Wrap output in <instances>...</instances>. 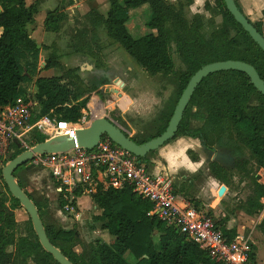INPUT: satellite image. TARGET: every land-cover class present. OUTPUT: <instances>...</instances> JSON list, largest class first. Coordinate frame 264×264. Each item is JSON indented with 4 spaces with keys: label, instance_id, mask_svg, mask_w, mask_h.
<instances>
[{
    "label": "trees",
    "instance_id": "1",
    "mask_svg": "<svg viewBox=\"0 0 264 264\" xmlns=\"http://www.w3.org/2000/svg\"><path fill=\"white\" fill-rule=\"evenodd\" d=\"M108 1L110 9L106 17L91 11L88 14L89 23L94 28L102 27L107 38L122 48L150 76L173 71L170 50L174 47L176 54L187 67L186 73L180 77L179 95L198 70L218 62L246 63L255 69L264 83V53L227 12L223 0H215L213 7H206L213 15L220 17L218 28L207 37L202 33L201 16L195 15L188 19L184 14L183 4L173 6L167 0ZM234 2L236 5V0ZM144 6L151 13L146 25L151 32L134 39L125 27L128 21L127 10ZM38 7V1L26 7L24 0H0V109L12 106L19 98L27 99L23 85L32 82L35 88L33 97L38 107L34 111V120L47 116L56 121L76 124L86 110L90 92L77 74V69H64L59 77L35 76L34 79L33 73L29 71L28 60H36L40 50L28 32V27L34 22V15L38 13ZM239 12L241 13L240 10ZM63 19L65 20V16L59 13L58 8L48 12L44 28L58 30L56 25ZM249 23L264 39V21ZM79 46L75 47V51L81 53L84 47ZM19 57L26 58V73L20 65ZM43 69L62 71L55 51L48 56ZM253 94L264 101V96L255 90L243 73L221 71L207 76L195 88L172 140L179 137L196 139L207 151L213 140L229 139L236 142L238 149L248 152L256 168L264 170V103L251 105ZM192 108L205 114L200 129H188L186 114ZM167 124L158 131L156 137L165 131ZM34 138L35 144L45 141L42 136L36 135ZM134 142L137 145L144 144L135 140ZM21 153L23 152L16 149L4 159L0 170L1 180L2 168ZM152 153L138 158V161L148 167L151 165L149 155ZM187 154L192 161L198 160L194 152L188 151ZM208 169L217 182L229 188L231 173L220 164L219 159L210 162ZM15 173L13 176L16 179ZM17 183L35 204L50 243L72 264H127L124 259L126 253L133 256L135 264H217L195 243L174 228L167 227L155 215H151L153 205L137 196L130 187L104 188L100 183L91 190L84 186L71 193L64 190L59 193V208L63 210L70 207L75 211L76 199L88 194L101 210V215L95 221L101 224V231L112 238L109 244H90L85 256L77 255L74 252L79 243L77 230L74 227L65 230L45 224L41 214L42 207L25 192L19 180ZM4 187L8 198L0 195V264H27L28 261L33 264H57L41 248L29 219L27 223L30 231L25 235H18L12 211L21 207L10 196L5 184ZM254 188L253 197L241 209L247 215L262 209L260 201L264 199V186L255 182ZM216 225L220 226L219 223ZM219 229L228 240H233L236 236L235 230L226 231L222 226ZM258 229L264 245V218ZM9 247L13 249L11 252L7 251ZM253 261L254 254L250 256V264Z\"/></svg>",
    "mask_w": 264,
    "mask_h": 264
},
{
    "label": "rangeland",
    "instance_id": "2",
    "mask_svg": "<svg viewBox=\"0 0 264 264\" xmlns=\"http://www.w3.org/2000/svg\"><path fill=\"white\" fill-rule=\"evenodd\" d=\"M36 1L41 3L43 0H27V3L32 4ZM50 1L53 2L54 0ZM85 1L87 0H76L78 4H83ZM68 2L69 0H55V5L60 3L58 5L59 13L62 10V6L68 4ZM49 6V8L52 7L51 3ZM144 8H147V6H144ZM42 11L43 12L40 13V15L44 13L45 9ZM147 11L148 12L146 16L142 18V22L145 23L149 21L151 14L149 10ZM143 13L141 10L131 13L130 30L132 33H136V28H134L133 25L136 27L137 22L140 21L141 15ZM39 19L40 18H38L36 21L39 22ZM73 20L74 21L70 24V29L71 27H74L73 29L76 30V34H73L71 31L72 33L69 34V36L73 35L76 38L74 42L75 45L71 46L73 45L71 41L69 44L68 42L62 44V48H60L53 42L54 40H52L53 43L48 40L47 43L51 46L47 48L42 47L41 51L39 50L36 60H28L29 71L33 73V79L35 76H37L35 75L36 70L42 68L45 65L46 59L53 51L60 53L61 56L64 57L72 54H83L84 56H88V59L91 58L92 62L90 61V64H86V67L83 66L84 71L81 76L83 79V84L90 91L87 96V104L92 99L98 101L99 110L97 112L100 111L98 113V117H101L100 119L105 117V119L116 124L121 130H123L127 137H130L132 142L135 140L137 142L146 143L156 138L158 131L162 129L167 123H169L172 117L174 109L181 96L179 95L180 77L187 71V67L184 65L181 58L176 54L175 48L172 47L170 50L174 64L173 71L170 73L150 76L145 73L118 45L116 50H114L112 47H106V40L102 41L100 38L97 43H95V41H93L91 38L93 34L88 28L89 24L85 16L77 15L73 18ZM67 24L68 23L63 19L56 26L63 28L65 25L67 28H69V25ZM64 33H67V30H65ZM209 33V29H205L203 34L204 37H207ZM133 37L139 38V36ZM66 41L69 40L67 39ZM79 44H82L80 46L84 47V51L81 53L75 51V47H78ZM65 45L69 46L65 47ZM105 51L111 53L112 56V60L109 64L107 63V65L104 60ZM118 51L121 53V55H124L125 60L116 54ZM19 59L20 65L24 73H26V71H28L25 65L26 58L23 59L22 57H19ZM60 65L62 71L56 72L57 75H61L64 72V69H68L64 66V63H60ZM93 66H95L97 69L104 70V72L106 71L110 73V79L103 80V73L95 72L93 70ZM23 89L25 91L24 94L26 98L33 101L35 104V109L38 108L33 97L35 91L33 83L26 82L23 85ZM250 103L251 105H259L264 103V101L258 98L256 94H253ZM101 110H103L102 113ZM204 115L205 114L203 111H198L194 108L189 109V112L186 114L188 120V129H200L203 125ZM177 139L181 140L182 138L179 137ZM191 140H193L195 143L194 145L196 151L201 153L200 157L203 163L207 164L208 162H212L216 159L217 155H220L223 157V160H225H222L221 163L223 162V164L227 167L226 169H228V171L231 173L232 179L231 185L228 189L229 192L226 194V197L223 198L222 202L218 200L221 203L220 211L222 212L219 215H226V213L230 214L236 210H240L244 214L233 213L231 216H235L234 218H237L240 216V214L241 217H244V215L249 216L254 219L255 225L257 226L256 228H258L259 224L264 218V199H261L260 203L262 205V209L257 213L247 215L245 214L244 210L241 209L244 208L245 202L253 197L255 182L264 186V170L256 168L252 160L249 158L248 152L243 149H238L236 142H232L229 139L213 140V143L209 145V149L207 151L199 140ZM171 141L174 143V140ZM158 150L149 155L151 165H148V169L151 173L154 171V165L152 162L161 161L159 159ZM188 151L193 152L191 148H189ZM4 162V159L0 160V170ZM161 164L166 166L164 163ZM205 166L206 165L203 167ZM165 173L166 172H160V174ZM15 175V180L20 181L25 192L31 196L34 202L42 207L41 214L45 224L56 228H63L65 230H69L74 227L79 232V242H81V239L84 241V243L81 244L82 255L85 256V252L88 251L89 245L93 244L94 242H103L109 244L112 241V238L109 237L105 232H99L97 234L93 233V231L98 228L96 221H94V215L92 214L94 213L93 210L83 211L84 213L81 214V217L79 218L80 221H78L79 219L75 218L78 210L75 211L70 209V207L68 210L65 208L61 210L59 208L58 198L60 194L56 191L57 184L52 181L45 171L42 169L33 168L30 166V164H27L26 167L24 166L20 168L15 173ZM180 176L181 173L175 177L179 178ZM172 177L174 176H171V179ZM171 181L172 189H174V184H176L177 179H172ZM0 195L8 198L4 187V182L1 179ZM6 207H9V203L6 204ZM17 210L21 211L22 214L21 219L19 217L16 218L14 215L15 222L18 220L17 232L18 235H25L27 231H30V227L27 223L28 216L22 208ZM80 213L81 212L79 211L78 214ZM93 223L96 224L97 228L95 226L92 228ZM250 227H252L251 223L249 226H245L243 232L245 237L250 233ZM257 230L261 237L259 234H255L254 238H251L253 243L256 245L253 246V250L255 253L257 252V264H264V247L262 246L263 243L260 242L261 238V241L263 242V237L259 229ZM154 240L157 244L156 235L154 236ZM124 259L127 264H135V260L130 253H126Z\"/></svg>",
    "mask_w": 264,
    "mask_h": 264
},
{
    "label": "built area",
    "instance_id": "3",
    "mask_svg": "<svg viewBox=\"0 0 264 264\" xmlns=\"http://www.w3.org/2000/svg\"><path fill=\"white\" fill-rule=\"evenodd\" d=\"M34 106L30 99L19 98L12 106L0 109V160L16 149L31 150L37 145L36 135L44 137L45 141L59 136L75 140L77 131L101 118L98 117L100 111L97 112L98 101L93 99L76 124L47 116L34 120ZM29 164L45 171L58 184V193L62 190L71 193L84 186L91 190L99 183V178L107 188L130 187L137 196L153 205L151 215L195 243L210 260L217 264H250L252 250L247 240H228L210 215L195 209L173 192L167 177L149 172L138 158L113 144L105 135L90 150L75 146L67 152L36 156Z\"/></svg>",
    "mask_w": 264,
    "mask_h": 264
},
{
    "label": "crops",
    "instance_id": "4",
    "mask_svg": "<svg viewBox=\"0 0 264 264\" xmlns=\"http://www.w3.org/2000/svg\"><path fill=\"white\" fill-rule=\"evenodd\" d=\"M25 1L26 7L30 6L31 4L27 3V0ZM171 5L177 6L179 4L184 5V14L185 16L190 19L192 16L199 15L202 18L203 21V30L202 33L204 34L205 29H209L210 33L217 29L219 24H220V17L213 15L209 10L206 9L207 6L213 7L214 1L215 0H167ZM55 0L51 2L50 0H43L41 3H39L38 7V13L34 15V22L32 25L28 27V32L30 35V38L35 42L36 46L40 49L42 47H50L47 43L48 40L53 42L60 48H62V44L68 42V44L72 41L71 46H74V42L76 38L72 35L69 36L73 32V34H76V30L73 29L74 27H71L70 29V24L73 22V18L77 15L79 16H85L87 19V22L89 24L88 28L92 32V39L97 43L99 38L104 41L106 40V47H112L114 50H116L117 44H111L112 42L107 38L104 30L102 27H97L94 28L88 20V14L91 11H94L98 13L102 17H106L110 5L108 0H87L85 3H77L76 0H69L68 4L62 6L61 12L65 16V21L68 23L69 28L67 26H63V28H58V30L51 31V30H46L44 28V21L46 19V15L48 12H51L55 9L58 8V5H55ZM62 2V1H59ZM51 3V8H49V4ZM53 3V4H52ZM33 4V3H32ZM236 6L239 8L241 11V14L251 23H256L260 21H264L263 14H264V0H236ZM44 13L40 15L44 10ZM141 10L142 15L140 18V21L137 22L136 27L133 25L134 28H136V33L131 32L130 28V21H131V13H135L137 11ZM148 8H135V9H128L127 10V16H128V21L125 24V27L128 31V33L133 37V36H139V38L149 34L151 31L146 27L148 21L142 22V18L146 16ZM74 16V17H73ZM39 19V22L36 20ZM132 26V25H131ZM65 30H67V33H64ZM72 31V32H71ZM1 34V30H0ZM67 35V36H66ZM134 38V37H133ZM139 38H134V39H139ZM69 41H66V40ZM52 42V43H53ZM50 43V44H52ZM69 46V45H68ZM65 45V47H68ZM73 53V52H72ZM120 57H122L125 60L124 55H121V53L118 51L116 52ZM59 57V62L64 63L65 67L68 69H77V74L82 76V73L84 71L83 66H87L86 64H90V61L92 62V59L89 58L88 56H84L83 54H72L69 56H61L60 53H57ZM104 60L109 64L110 61L112 60L111 53L105 51L104 52ZM63 60V61H61ZM69 65V66H68ZM44 66L40 69L37 70L36 75L37 77H43V78H51V77H59L60 75H57L56 72L58 70L51 69V70H44ZM93 70L97 73L101 72L103 73V80L110 79L108 72H104L102 69H97L95 66H93ZM82 79V78H81ZM83 80V79H82ZM35 90V89H34ZM35 93V91H34ZM110 121V120H109ZM194 141L191 140V138H182L181 140H174L170 141L168 144L164 145L163 147L159 148L158 154H159V159L161 160V163H164L166 166H163L160 162L158 161H153L152 164L154 165L153 167V174H160V172H166L165 174H162L163 176L167 177L171 184H172V179H177L176 184H174V189L173 192L178 195L179 197L183 198L186 202H188L191 206H193L195 209L205 212L208 215H210L215 223H219L226 231H233L235 230V238H244L251 244V250L252 254H254V261L252 264H255V257H256V264L258 260L257 252L255 253L253 250V246H256L253 241L252 237L254 238L255 234H259L257 231L258 228L255 225V221L253 218L244 215V217L238 216L237 218H234L235 216H231V214L235 213H242L240 210H236L238 212H233L230 214H221L222 212L220 211V201L222 202L223 198L226 197V194L229 192V188L225 187L224 185L220 184L217 182L210 174L208 165L210 162L207 164L203 163L201 160V153L197 152L195 149ZM191 148V150L197 155V161H192L191 158L187 155L188 149ZM219 159L220 164L227 168L226 165L221 163L223 160V157L220 155L216 156V160ZM163 161V162H162ZM225 161V160H223ZM151 162V161H150ZM213 162V161H212ZM206 165L205 167H203ZM3 166V165H2ZM1 166V167H2ZM179 173H181V176L179 178H176ZM169 175V177H168ZM171 176L172 177L171 179ZM98 182L104 187H106L105 182L103 181L102 178L98 179ZM57 191V187H56ZM220 200V201H218ZM76 208L81 212L80 214L77 213L75 216L76 219H79L81 217V214H83V211H92L94 216V221L96 217H99L101 215V210L92 202L90 196L88 194H83L80 198L76 199ZM72 209V208H70ZM76 210V211H77ZM240 211V212H239ZM12 213L17 217L21 219V211L19 210H14ZM234 214V215H235ZM14 216V217H15ZM220 216V217H219ZM249 220V221H247ZM80 221V219L78 220ZM18 223V220L16 221ZM251 223L252 227H250V233L245 237L243 232L245 226H249ZM98 225V228L96 226ZM92 224V228L94 226L96 230L93 231L94 234H97L99 232H103L100 229V223L96 222ZM78 232V231H77ZM79 235V232H78ZM260 235V234H259ZM261 237V235H260ZM234 238V239H235ZM262 238L260 239V242L263 243ZM84 241L81 239V242L77 244V246L74 248V252L77 255L82 254V249H81V244H83ZM262 245V244H261ZM264 247V245H262ZM13 249L12 247L8 248V252H11ZM251 254V255H252ZM126 255V254H125ZM124 255V258H125ZM27 264H33L31 261H28Z\"/></svg>",
    "mask_w": 264,
    "mask_h": 264
},
{
    "label": "water",
    "instance_id": "5",
    "mask_svg": "<svg viewBox=\"0 0 264 264\" xmlns=\"http://www.w3.org/2000/svg\"><path fill=\"white\" fill-rule=\"evenodd\" d=\"M227 12L234 21L241 26L243 31L248 34L251 40L264 53V39L253 28L249 21L239 12L234 0H223ZM221 71H237L246 75L250 84L255 90L264 96V83L260 80L255 69L242 62L227 61L218 62L202 67L189 80L186 88L182 92L178 103L174 109L172 117L165 131L153 140L141 145L132 142L130 137L113 122L102 118L94 120L89 127L81 129L76 133V139L72 140L66 136H59L35 145L31 150L25 151L12 161L8 162L1 172L2 180L10 194L20 207L25 211L31 222L33 232L44 252L49 254L57 264H72L64 255L55 248L47 238L44 226L40 220L38 210L31 199L19 187L13 174L20 167L29 164L34 157L53 153H63L77 147L87 150L92 149L100 137L105 135L113 144L128 152L136 158H143L151 152L163 147L171 141L179 127L188 102L197 85L207 76Z\"/></svg>",
    "mask_w": 264,
    "mask_h": 264
}]
</instances>
